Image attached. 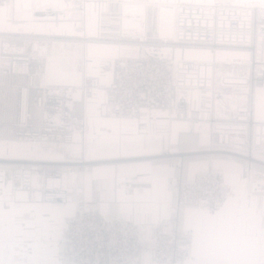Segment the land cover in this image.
<instances>
[{"label": "crops", "instance_id": "obj_1", "mask_svg": "<svg viewBox=\"0 0 264 264\" xmlns=\"http://www.w3.org/2000/svg\"><path fill=\"white\" fill-rule=\"evenodd\" d=\"M176 0H88L86 11L70 10L60 19L33 18L37 6H71L82 0H4L0 3V54L5 43L25 54L47 55L33 79L31 94L47 88L81 85L95 74L101 88L89 103L76 101L75 111L86 112L84 138L71 141H30L15 125L16 96L28 79L5 72L0 59V161L6 173L16 160H63L82 156L100 159L76 176L67 173V203L46 204L33 193L0 190V264H75L64 239L80 196L96 204L105 219L116 216L137 224L138 235L126 264H159L151 249L158 227L169 218L178 220L191 240V258L184 264H264V192L250 193L245 160L202 153L213 145L212 119L228 117L237 102L251 103L257 120L264 121V86L252 92L219 86L215 92H188L185 118H169L164 110H151L120 121L96 114L99 100L113 80L111 62L121 56H139L148 47L136 40L156 34L159 5ZM223 4L264 6V0H207ZM143 22V24H142ZM143 25V27H142ZM145 27V28H144ZM255 58L264 64V39ZM178 57L213 59L217 76L248 75L253 53L244 48H186ZM8 97V98H7ZM40 108L32 124L40 123ZM165 149L183 156H155ZM220 170L224 175L223 205L212 213L204 207L180 206L167 178L192 180L199 172ZM130 181L128 185L122 182ZM9 187V186H8Z\"/></svg>", "mask_w": 264, "mask_h": 264}, {"label": "built area", "instance_id": "obj_2", "mask_svg": "<svg viewBox=\"0 0 264 264\" xmlns=\"http://www.w3.org/2000/svg\"><path fill=\"white\" fill-rule=\"evenodd\" d=\"M4 0H0L2 3ZM110 2L117 0H95ZM88 0L71 6H37L33 18L60 19L70 10L86 11ZM156 34H142L136 41L148 47L139 56H121L111 62L113 80L99 100L96 114L102 120L120 121L141 116L151 110H164L169 118H185L188 92H215L219 86L244 88L252 92L264 86V64L258 62V42L264 39V6L207 2H164L159 5ZM186 48H244L253 53L248 75L216 74L213 59L178 57L175 50ZM25 54L5 43L0 59L5 72L27 78L16 96L15 125L30 141L76 140L86 134V112L75 111L76 101L89 103L101 88L95 74H87L81 85L47 87L34 95L31 86L47 55ZM40 108L42 120L32 124L33 111ZM2 114L0 112V125ZM213 145L202 153L228 155L246 162L250 193L264 192V121L257 120L251 103L237 102L226 118L212 119ZM82 156L68 160H16L18 166L6 173L0 161V190L11 194L33 193L46 204L67 203L70 193L65 175L74 176L103 162ZM180 155L167 149L165 157ZM130 181L122 182L128 185ZM224 175L220 170L197 173L189 181L167 178V188L177 194L180 206L204 207L209 212L221 208L226 198ZM9 186V187H8ZM69 231L64 239L75 264H126L138 235L137 224L119 216L105 219L96 204L83 195L76 203ZM191 240L175 218L163 222L154 239L151 258L159 264H183L190 260Z\"/></svg>", "mask_w": 264, "mask_h": 264}, {"label": "rangeland", "instance_id": "obj_3", "mask_svg": "<svg viewBox=\"0 0 264 264\" xmlns=\"http://www.w3.org/2000/svg\"><path fill=\"white\" fill-rule=\"evenodd\" d=\"M176 2H207V3H215V2H208L207 0H176L174 3H176ZM142 24H143V22H142ZM142 27H143V25H142ZM145 28V27H144ZM145 32V29H142V34ZM8 98V97H7ZM62 141H66V140H62ZM167 149H165L161 154H158V155H155V156H164V153H165V151H166ZM173 153H178V154H180V155H175V156H183V155H185L186 153H181V152H174L173 150H171ZM69 158H67V159H63V160H68ZM55 161H58V160H55ZM197 175V174H196ZM195 175V176H196ZM160 226H161V224L159 225V227H158V230H159V228H160ZM158 233V232H157ZM153 246V245H152ZM186 263V262H185ZM184 264V263H183Z\"/></svg>", "mask_w": 264, "mask_h": 264}]
</instances>
